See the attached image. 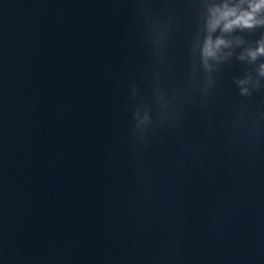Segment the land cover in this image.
Wrapping results in <instances>:
<instances>
[{
	"label": "water",
	"instance_id": "1",
	"mask_svg": "<svg viewBox=\"0 0 264 264\" xmlns=\"http://www.w3.org/2000/svg\"><path fill=\"white\" fill-rule=\"evenodd\" d=\"M261 3L0 0V264H264Z\"/></svg>",
	"mask_w": 264,
	"mask_h": 264
},
{
	"label": "clouds",
	"instance_id": "2",
	"mask_svg": "<svg viewBox=\"0 0 264 264\" xmlns=\"http://www.w3.org/2000/svg\"><path fill=\"white\" fill-rule=\"evenodd\" d=\"M261 6H264V0H262L261 4L256 5V9H259ZM223 25L222 30L227 32L237 27H252L253 17L250 13H243L237 16L234 10L228 9L221 11L217 9L213 14L212 19L208 24V32H214L218 27ZM225 45V41L223 39H216L215 41L212 39L211 35H209L203 44L202 47V56L207 62L208 59L215 58L220 47ZM257 53L264 54V47H261L257 50ZM257 53H253L255 56Z\"/></svg>",
	"mask_w": 264,
	"mask_h": 264
}]
</instances>
